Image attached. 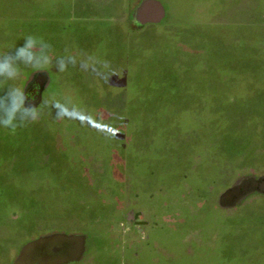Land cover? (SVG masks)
Returning a JSON list of instances; mask_svg holds the SVG:
<instances>
[{
  "label": "rangeland",
  "instance_id": "rangeland-1",
  "mask_svg": "<svg viewBox=\"0 0 264 264\" xmlns=\"http://www.w3.org/2000/svg\"><path fill=\"white\" fill-rule=\"evenodd\" d=\"M260 36L227 61L204 40L26 49L0 74V119L11 89L34 113L0 125V264H263Z\"/></svg>",
  "mask_w": 264,
  "mask_h": 264
},
{
  "label": "crops",
  "instance_id": "crops-1",
  "mask_svg": "<svg viewBox=\"0 0 264 264\" xmlns=\"http://www.w3.org/2000/svg\"><path fill=\"white\" fill-rule=\"evenodd\" d=\"M3 7L13 14L0 25L10 38L0 40L31 37L43 46L36 53L49 40H204L208 58L238 60L233 47L264 30V0H0Z\"/></svg>",
  "mask_w": 264,
  "mask_h": 264
},
{
  "label": "clouds",
  "instance_id": "clouds-1",
  "mask_svg": "<svg viewBox=\"0 0 264 264\" xmlns=\"http://www.w3.org/2000/svg\"><path fill=\"white\" fill-rule=\"evenodd\" d=\"M34 43L35 41L33 40V38L29 37L26 40L25 46L17 50L15 58H6L2 62H0V74H3L8 78H13L15 76L14 60L25 59L26 49L31 48ZM19 100V91L17 89H11L8 93V100L5 105V115L3 119H0V125L9 127L14 124L17 117L26 120L34 115V113L25 108L22 103L19 102Z\"/></svg>",
  "mask_w": 264,
  "mask_h": 264
}]
</instances>
